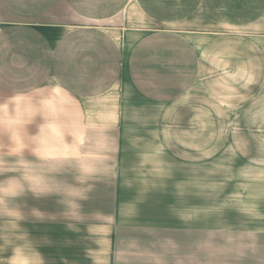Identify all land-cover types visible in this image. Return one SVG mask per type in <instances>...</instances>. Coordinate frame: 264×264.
Segmentation results:
<instances>
[{
	"label": "crops",
	"instance_id": "0c3cea01",
	"mask_svg": "<svg viewBox=\"0 0 264 264\" xmlns=\"http://www.w3.org/2000/svg\"><path fill=\"white\" fill-rule=\"evenodd\" d=\"M220 125L264 126V0H0V220L84 226L107 264L264 254L206 192L252 187L222 153L264 170Z\"/></svg>",
	"mask_w": 264,
	"mask_h": 264
},
{
	"label": "rangeland",
	"instance_id": "374dc122",
	"mask_svg": "<svg viewBox=\"0 0 264 264\" xmlns=\"http://www.w3.org/2000/svg\"><path fill=\"white\" fill-rule=\"evenodd\" d=\"M205 131L220 134V140L215 143L221 149L236 148L238 152L245 154L247 149L256 146L260 150L263 145L264 150V126H205ZM252 134H263V140H258ZM221 155L220 164H231L228 167L230 172H222V176L230 174L229 177L233 176L237 181L245 178L246 183L250 182L252 185L251 188L241 190L242 197L238 199L236 195H232L231 189L206 190L209 194L215 193L214 196L221 200L225 210L237 207L238 213L219 214L220 217H228V222L221 224L229 223L236 225L237 229L264 232V170H255L246 162L242 164L239 160L235 161L226 152ZM253 157L254 161H260L259 151ZM233 165L236 172H233ZM220 192L224 193L221 197ZM0 208L4 209L5 206L1 205ZM13 211V220H0V264H107V259H102L99 252L103 238L89 235L84 226L53 225L47 222L25 224L26 222L19 220V203L13 205ZM245 240L248 246H254L255 249L258 244H264V238L262 242L253 237ZM237 259L229 264H264V254L258 252L238 254ZM215 262L225 264L218 260Z\"/></svg>",
	"mask_w": 264,
	"mask_h": 264
}]
</instances>
